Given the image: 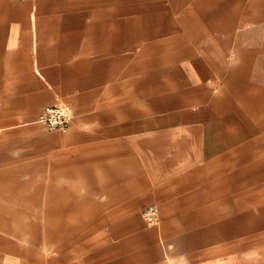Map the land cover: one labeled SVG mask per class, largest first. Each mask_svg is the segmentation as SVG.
Instances as JSON below:
<instances>
[{"label": "crops", "instance_id": "crops-1", "mask_svg": "<svg viewBox=\"0 0 264 264\" xmlns=\"http://www.w3.org/2000/svg\"><path fill=\"white\" fill-rule=\"evenodd\" d=\"M0 264H264V0H0Z\"/></svg>", "mask_w": 264, "mask_h": 264}, {"label": "built area", "instance_id": "built-area-1", "mask_svg": "<svg viewBox=\"0 0 264 264\" xmlns=\"http://www.w3.org/2000/svg\"><path fill=\"white\" fill-rule=\"evenodd\" d=\"M72 120V115L66 106H51L40 115L37 122L48 130L65 131L69 128ZM143 217L150 225L157 221V212L154 208H148L143 212Z\"/></svg>", "mask_w": 264, "mask_h": 264}]
</instances>
